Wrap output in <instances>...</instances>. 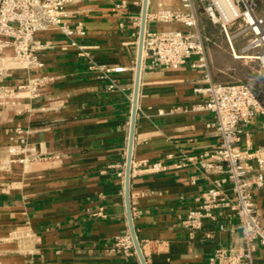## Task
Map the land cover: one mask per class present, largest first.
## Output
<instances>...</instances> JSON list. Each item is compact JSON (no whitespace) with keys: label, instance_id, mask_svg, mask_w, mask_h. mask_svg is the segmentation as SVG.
Masks as SVG:
<instances>
[{"label":"crops","instance_id":"1","mask_svg":"<svg viewBox=\"0 0 264 264\" xmlns=\"http://www.w3.org/2000/svg\"><path fill=\"white\" fill-rule=\"evenodd\" d=\"M121 1L126 8L116 7ZM142 9L143 0L68 6L63 19L82 28L76 40L91 59L56 29L38 34L45 66L34 74L49 81L37 98L0 105V163L10 145H26L0 166V264H142L137 253L113 251L118 237L131 235L125 187ZM162 10L186 11L180 0H149L147 30H188L150 20ZM195 62L165 68L143 55L130 195L147 264H210L217 248L241 242L231 210L207 220L194 238L182 224L211 184L199 165H180L219 144L213 115L194 109L205 98L195 88L207 84V70ZM25 77L16 70L10 80ZM238 145L264 148V116L244 128ZM157 162L163 169L150 170ZM254 197L264 224V187ZM255 264H264V246Z\"/></svg>","mask_w":264,"mask_h":264},{"label":"built area","instance_id":"2","mask_svg":"<svg viewBox=\"0 0 264 264\" xmlns=\"http://www.w3.org/2000/svg\"><path fill=\"white\" fill-rule=\"evenodd\" d=\"M86 0H0V105L4 106L24 97L37 98L49 78L35 75L45 64L38 55L43 48L37 41L38 34L58 30L78 54L91 59V50L80 44L76 36L84 35L80 26L72 28L64 18L68 6ZM185 12L162 10L149 15L150 20L160 23H179L188 30H147L143 55L151 59L153 66L178 69L197 57L195 67L207 70L205 86L195 88L204 101L196 111L213 115L212 127L219 144L199 156H190L180 166L197 164L210 181L209 189L197 199L182 221L191 238L205 228L207 220H216L231 210L238 218L241 242L228 248H217L210 257V264H255V256L264 246V224L255 202L254 193L264 187V148L243 150L238 142L244 128L258 115L264 116V99L247 82H216L210 73L206 51L207 38L202 32L200 11L213 25L219 26L230 45L235 58V43L239 37H249L243 48L245 58L259 61L264 79V0H180ZM126 8L127 2L116 4ZM233 26H240L231 34ZM249 54V55H248ZM16 70L25 71V81L11 82ZM121 69H117L120 71ZM115 88V84L109 86ZM24 142V141H22ZM26 145H10L8 159L0 166L10 164L20 157ZM20 160V159H19ZM24 161V159H22ZM163 164L157 162L150 170L160 171ZM214 175V176H213ZM225 230L224 225H220ZM211 236V234H207ZM113 251L125 257L136 255L131 235L116 239Z\"/></svg>","mask_w":264,"mask_h":264},{"label":"rangeland","instance_id":"3","mask_svg":"<svg viewBox=\"0 0 264 264\" xmlns=\"http://www.w3.org/2000/svg\"><path fill=\"white\" fill-rule=\"evenodd\" d=\"M199 17L202 32L207 38L206 51L213 79L221 83L247 82L264 96V79L260 73L259 61L252 58L255 53H250L251 58H235L219 26L213 25L203 11H200ZM240 29V26H233L230 33L236 34ZM248 38L241 36L236 41L238 54H246L243 53V48L247 45Z\"/></svg>","mask_w":264,"mask_h":264},{"label":"water","instance_id":"4","mask_svg":"<svg viewBox=\"0 0 264 264\" xmlns=\"http://www.w3.org/2000/svg\"><path fill=\"white\" fill-rule=\"evenodd\" d=\"M148 2L149 0H143L139 52H138V59H137V75H136V83H135V91H134V99H133V114H132V121H131V128H130L129 154H128V159H127L126 187H125L126 207H127V215H128V220H129L131 237L134 243L136 253L138 254L142 264H147V262L143 255L141 246L139 244L137 233H136L134 222H133L132 208H131V195H130V181H131V167H132V154H133V140H134V134H135L137 103H138V96H139L141 66H142V60H143L144 39H145V33L147 29Z\"/></svg>","mask_w":264,"mask_h":264},{"label":"bare ground","instance_id":"5","mask_svg":"<svg viewBox=\"0 0 264 264\" xmlns=\"http://www.w3.org/2000/svg\"><path fill=\"white\" fill-rule=\"evenodd\" d=\"M245 56L244 55H241V56H238L237 58H244Z\"/></svg>","mask_w":264,"mask_h":264},{"label":"trees","instance_id":"6","mask_svg":"<svg viewBox=\"0 0 264 264\" xmlns=\"http://www.w3.org/2000/svg\"><path fill=\"white\" fill-rule=\"evenodd\" d=\"M259 93V92H258ZM260 94V93H259ZM260 96L263 98L264 96L262 94H260Z\"/></svg>","mask_w":264,"mask_h":264}]
</instances>
